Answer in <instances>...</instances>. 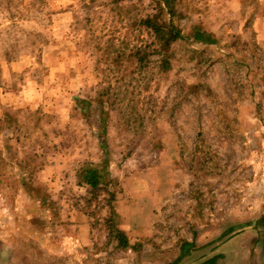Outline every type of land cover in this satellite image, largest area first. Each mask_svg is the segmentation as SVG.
<instances>
[{
	"label": "rangeland",
	"instance_id": "rangeland-1",
	"mask_svg": "<svg viewBox=\"0 0 264 264\" xmlns=\"http://www.w3.org/2000/svg\"><path fill=\"white\" fill-rule=\"evenodd\" d=\"M236 249L264 264V0H0V264Z\"/></svg>",
	"mask_w": 264,
	"mask_h": 264
},
{
	"label": "trees",
	"instance_id": "trees-1",
	"mask_svg": "<svg viewBox=\"0 0 264 264\" xmlns=\"http://www.w3.org/2000/svg\"><path fill=\"white\" fill-rule=\"evenodd\" d=\"M158 30H159V33H161L160 38L167 44L178 38L181 39V34L179 30H177L170 24L168 25L161 24L159 26H156L155 31H158ZM192 39L196 42H201V43H206V44L213 43L214 41L209 34L205 32H201L199 30L194 31V33L192 34ZM80 178L91 188H95L97 187L99 183V172L97 168H94L93 166L89 165L81 170ZM116 233L119 235L120 242L122 243V245H125L126 241L123 238L122 233L119 232L118 230H116ZM206 264H209V262H207Z\"/></svg>",
	"mask_w": 264,
	"mask_h": 264
},
{
	"label": "crops",
	"instance_id": "crops-1",
	"mask_svg": "<svg viewBox=\"0 0 264 264\" xmlns=\"http://www.w3.org/2000/svg\"><path fill=\"white\" fill-rule=\"evenodd\" d=\"M243 235V236H242ZM244 237V234H240V235H238V236H235V238H233L230 242H227V246L229 247L230 245H232L233 243H235L234 241H237L238 239H241V238H243ZM245 252H247L248 253V251H243V250H240V251H238L237 249H236V251H235V255H239V253H241V257H243L241 260H240V263L241 264H249V262H248V260L246 259V260H244L245 258H244V253ZM246 257V256H245ZM257 264H260V263H257Z\"/></svg>",
	"mask_w": 264,
	"mask_h": 264
}]
</instances>
